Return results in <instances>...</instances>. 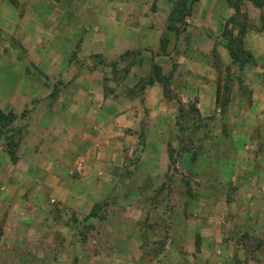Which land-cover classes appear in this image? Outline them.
Wrapping results in <instances>:
<instances>
[{
	"label": "crops",
	"instance_id": "1",
	"mask_svg": "<svg viewBox=\"0 0 264 264\" xmlns=\"http://www.w3.org/2000/svg\"><path fill=\"white\" fill-rule=\"evenodd\" d=\"M238 1L0 0V264H264V90L242 121L220 114L233 19L253 17L241 43L264 54V6ZM128 59L113 98L109 66ZM189 170L237 188L242 214H205L217 200L188 196Z\"/></svg>",
	"mask_w": 264,
	"mask_h": 264
},
{
	"label": "rangeland",
	"instance_id": "2",
	"mask_svg": "<svg viewBox=\"0 0 264 264\" xmlns=\"http://www.w3.org/2000/svg\"><path fill=\"white\" fill-rule=\"evenodd\" d=\"M230 4L232 6L238 7L239 6V1L238 0H230ZM185 6V5H184ZM264 6V3H263ZM262 18V22L264 21V16L261 17ZM233 22L236 23V29L235 32L233 33L231 30H227L225 36H227V39L229 40V35H231V33H229L230 31L232 32V36L230 37V39H233V43H232V48L234 49L233 54H235L237 56L236 62L233 65L229 66V72L231 70L234 71V73H236V76L234 77V79H224L223 81V87L224 89H235V96L231 97L229 96L228 99L231 101L230 105L233 104V107L230 106L228 109H230V111L227 108V105L225 108H223L224 111L220 112V114H224L223 116L227 115V113L230 114V116L232 115L231 118H234L236 121H242L243 120V116H244V112L247 113L249 112V108L252 106V94L249 92V90L251 89L252 91H254V89H259V90H264V54L261 53L260 48H254V50H250V49H243L241 40H243V34H244V29L248 28V27H254L255 20L253 19V17H251L250 15L246 16H238V18H236V20L233 19ZM238 31V33H237ZM237 33V34H236ZM243 42V41H242ZM190 43V42H189ZM238 50V51H237ZM233 58V57H232ZM239 62V63H237ZM142 62L139 61L138 65H135V68H138L139 71H145L147 68H143V66L141 65ZM137 66V67H136ZM133 67L131 60H127L124 64L116 67V66H109V74H108V79L107 82L108 84L106 85L107 87V91L109 93L112 94L113 98L118 97L117 94H114L115 92H117L119 94V91L121 89V87H123L125 85V83H127V81L124 79L125 76H127V73L129 71H131V68ZM151 70L153 71V73L155 74V76L158 79H161V67L158 64H155L154 66L151 65ZM230 75V74H229ZM138 81V82H137ZM135 82H137L135 84V88L136 91L138 89L143 88L144 85L147 84V82L149 81L148 78H140L139 80H137ZM132 82V81H131ZM126 87V86H125ZM251 94V95H249ZM225 102V100H224ZM182 102H177V104L182 105ZM187 105L190 107L191 112H189L187 114L190 122H192L191 120H196V119H201L199 117V112L195 111V109L193 108V102L189 101V103H187ZM186 115V114H185ZM208 118H210V116H208ZM256 122L254 121L251 125V131L253 132V140H256V137H258L259 135H261L260 131L258 130L257 127L260 126H256ZM264 125V124H262ZM206 130V129H205ZM257 130V132H256ZM192 133H189L188 135V141H191L186 143L181 149L173 148V151L178 150L177 152V156L178 158H174V160L176 161V163L178 164H182V160L180 158V156H182V152L183 150H191L192 148L196 147V144L193 142V135H191ZM262 135H264V133H262ZM212 148V150H214V152H217L218 150H226L228 152H231L228 150V145L224 144V145H214L211 146L209 144H206L205 146H198L199 147V151H204L207 150L209 147ZM197 147V148H198ZM194 164V160L191 161ZM211 160L209 161H204V164H200L199 168L201 170H204L207 173H211L212 172V168L214 169V167L210 168L211 165ZM179 166V165H178ZM186 166V165H185ZM185 166H183V168H185ZM179 170H180V166H179ZM179 170H177V172H179ZM191 170H189L188 176L186 177L188 182V196L192 199V200H198L199 197H207L208 194L210 195H214L215 200H217V205L216 208L214 210V212H212V208L210 207V205H207L206 203H204L201 208L203 210V212L207 215H213L215 213L216 216H232V215H237V214H242V208L241 206H239V203H242V199L243 196L242 194H240L239 192L235 193V190H237V188H232L233 186H227L228 184H225L226 186H221L218 189H214V191H211L207 188H205L206 186H199V187H195V185L198 183L196 181L197 177L195 175L190 174ZM179 174V173H178ZM177 179H182L185 176L180 177L179 175H176ZM221 176V171H220V175ZM232 177H227V176H222L220 177L221 181L222 180H230ZM204 180H210L209 177H205ZM209 182V181H207ZM235 189V190H234ZM198 195V196H197ZM234 197H237L235 200ZM239 202V203H238ZM233 203H237V207H239L238 209H236L237 211H235L234 208H232L231 204ZM227 205H230L229 208L227 209ZM192 213H189V216H192ZM203 215V213H202ZM236 264H242L243 260L240 258H236ZM189 264H195V262L190 259L188 260ZM226 263V262H224ZM202 264H211L210 261L208 259H203L202 260Z\"/></svg>",
	"mask_w": 264,
	"mask_h": 264
},
{
	"label": "trees",
	"instance_id": "3",
	"mask_svg": "<svg viewBox=\"0 0 264 264\" xmlns=\"http://www.w3.org/2000/svg\"><path fill=\"white\" fill-rule=\"evenodd\" d=\"M252 2H254L256 5H259V4H262L263 5V3H264V1H261V0H252ZM233 51H234V49L232 48V47H230L229 48V53H230V55H231V58H232V60L234 61V62H236V60L235 59H237V56L235 55V54H233ZM238 51V50H237ZM237 63H239V62H237ZM240 64V63H239Z\"/></svg>",
	"mask_w": 264,
	"mask_h": 264
}]
</instances>
